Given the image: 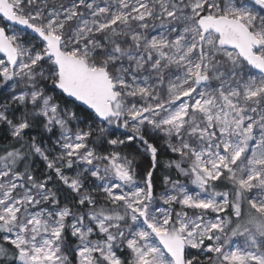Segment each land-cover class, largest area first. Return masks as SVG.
<instances>
[{
	"label": "snow or ice",
	"instance_id": "snow-or-ice-1",
	"mask_svg": "<svg viewBox=\"0 0 264 264\" xmlns=\"http://www.w3.org/2000/svg\"><path fill=\"white\" fill-rule=\"evenodd\" d=\"M0 141V264H264V0H0Z\"/></svg>",
	"mask_w": 264,
	"mask_h": 264
},
{
	"label": "trees",
	"instance_id": "trees-1",
	"mask_svg": "<svg viewBox=\"0 0 264 264\" xmlns=\"http://www.w3.org/2000/svg\"><path fill=\"white\" fill-rule=\"evenodd\" d=\"M35 133H33V135H34ZM46 137V136H45ZM3 141H0V143H2ZM162 159H167V157H163ZM138 161L139 162H143V158L142 157H138ZM158 176L160 175L159 173L157 174ZM174 175V174H173ZM159 190V189H158Z\"/></svg>",
	"mask_w": 264,
	"mask_h": 264
},
{
	"label": "rangeland",
	"instance_id": "rangeland-1",
	"mask_svg": "<svg viewBox=\"0 0 264 264\" xmlns=\"http://www.w3.org/2000/svg\"><path fill=\"white\" fill-rule=\"evenodd\" d=\"M36 166L39 167L41 170H43V163L41 161L37 160Z\"/></svg>",
	"mask_w": 264,
	"mask_h": 264
}]
</instances>
